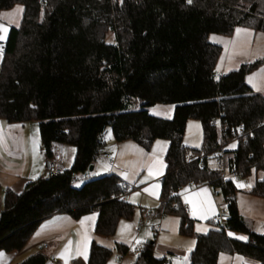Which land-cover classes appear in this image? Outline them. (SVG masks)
<instances>
[{
    "label": "trees",
    "instance_id": "obj_1",
    "mask_svg": "<svg viewBox=\"0 0 264 264\" xmlns=\"http://www.w3.org/2000/svg\"><path fill=\"white\" fill-rule=\"evenodd\" d=\"M23 8L11 28L0 62V119L37 124L44 153L54 144L74 147L70 168L55 177H39L20 193L1 198L0 251L20 252L54 214L73 219L97 212L95 234L111 237L135 207L121 197L126 185L110 172L74 186L71 172L93 166L109 130L115 141L132 140L148 150L167 142L165 172L157 210L179 219V234L193 237L190 264H216L220 253L240 254L264 264V234L252 231L239 213L234 179H222L207 158L187 162L191 153H206L235 139L226 149L227 170L253 178L245 193L264 199V96L246 83L248 72L264 58L220 74L221 46L210 34L231 36L236 28L264 33V0H0V11ZM108 31L114 43H107ZM218 76L215 77V75ZM155 104L172 105L170 118L148 113ZM200 123L202 143L184 145L186 124ZM239 125L243 129L239 130ZM104 137V138H103ZM207 183L225 203L222 223L204 234L180 202L178 189ZM246 235L245 242L227 232ZM127 247L106 248L92 241L88 264H105ZM134 264H166L154 255L153 243L140 246ZM37 253L18 264H46Z\"/></svg>",
    "mask_w": 264,
    "mask_h": 264
},
{
    "label": "crops",
    "instance_id": "obj_2",
    "mask_svg": "<svg viewBox=\"0 0 264 264\" xmlns=\"http://www.w3.org/2000/svg\"><path fill=\"white\" fill-rule=\"evenodd\" d=\"M19 5L11 9L0 11V24L7 28L6 36L0 40V62L2 60L3 45L7 40L11 28L18 27L21 21L22 12L16 11L22 8ZM23 9V8H22ZM222 74V73H221ZM28 123V122H27ZM27 123H6L0 119V201L6 190L14 193L23 191L27 182L32 181L30 177L43 178L47 176V156L42 151V146L37 130ZM156 140L146 150L132 140L117 142L114 140L111 131L105 134V143L102 152L93 164L92 171L96 170L94 178L113 172L121 178L128 189L123 200L135 207L134 215L129 219H121L116 231L111 237H100L95 234L97 212L92 211L73 219L68 214H54L40 224L34 235L31 237L25 248L20 252L0 251V264H18L37 253H43L47 259L54 258L59 264H88V257L92 241L106 248H113L115 244L127 247V253L119 254L115 258L113 254L105 264L114 261L115 264H134L135 256L133 248L141 246L147 241H152L154 255L165 257L166 264H190L189 255L194 248L193 237H185L179 234V219L173 215H163L158 212L159 197L161 192V178L165 172V153L167 142ZM157 142H160L159 144ZM54 144L51 148V152ZM184 145L197 148L199 143ZM63 151L64 170L72 165L75 149L69 145L59 144ZM74 150V151H73ZM114 156L112 165L109 164L107 156ZM153 167V174L149 175V166ZM251 184L250 178L235 179V181ZM158 185V188L156 187ZM239 188V187H238ZM147 189V191H145ZM242 189L241 197L237 199V206L240 215L241 206H248L245 210L247 217L260 219L264 216V199L253 197ZM180 202L184 205L188 216L193 220V230L197 234L207 233L212 227V217L223 210L218 201V195L207 183H191L178 189ZM187 201V202H186ZM193 209L196 215H193ZM1 211V210H0ZM146 215L145 225L148 231L135 232L139 219ZM257 215L260 217L257 218ZM95 217L94 220H86L88 217ZM207 216L208 218H203ZM81 221H84L81 224ZM128 225L130 227H122ZM147 223V224H146ZM157 226L153 231L152 227ZM257 224L253 222L250 229L258 234ZM200 228V231H197ZM227 232V235L229 236ZM230 238L245 242L246 235L231 232ZM87 237V259L80 252L83 251ZM237 237H246L238 239ZM144 239V240H143ZM139 241V243H137ZM46 246V248H44ZM174 256H181L175 259ZM216 264H258L255 261L244 258L240 254L220 253Z\"/></svg>",
    "mask_w": 264,
    "mask_h": 264
},
{
    "label": "rangeland",
    "instance_id": "obj_3",
    "mask_svg": "<svg viewBox=\"0 0 264 264\" xmlns=\"http://www.w3.org/2000/svg\"><path fill=\"white\" fill-rule=\"evenodd\" d=\"M236 29L233 31L231 36L210 34L208 37L211 43L217 44L221 46L222 48V52L220 54V57L216 65L217 73L223 74L231 70H236L240 68V66L243 64H250L257 60H262L264 58V33L253 32L249 29L239 27V29H245L247 30V32H241L239 35H237ZM248 33H250L251 35H249ZM105 41L107 43H114V34L112 31L107 32ZM262 70H264V64L258 67L257 69L248 72L245 76V81L253 89L254 92L260 93L264 96V71ZM254 74H255V77H254L253 82L249 83L247 78L250 76H253ZM253 85H255V87ZM257 88L259 90H257ZM146 109L149 114L158 116L161 118H170L173 112L172 105L155 104V105L148 106ZM27 124L32 126L33 129H35L37 125L35 122H28ZM184 141L186 142V144L187 142H189V144L199 143L197 147L201 146L202 131H201V125L199 122L195 120L188 121V123L186 124ZM162 142H165V141H162ZM231 145H235V143L230 144L228 149L233 148L231 147ZM42 151H43V148H42ZM229 154L230 153L227 152L226 156H228ZM207 165L211 169L217 168V163L212 157L207 159ZM95 172L96 170L88 171L87 172L89 176L88 179L94 178ZM250 180L252 181L253 178H250ZM84 181L85 179L77 178L73 185L76 187H79ZM241 195H242L241 192H238L236 194V202H237V199L239 200ZM218 201L221 203L223 210H224L225 203L221 196H218ZM247 208L248 206L244 207L242 205L241 210H240V212L243 213L241 214V216L244 219L246 225L250 228V225H252L254 222L255 224H257V227H256L258 229L257 231L262 233L264 230V216H261L259 220L253 217L251 219L250 216L247 217L245 215L246 214L245 210ZM0 210H1V201H0ZM259 217L260 216L257 215V218ZM146 229L147 228L144 227L142 231H145V232L148 231Z\"/></svg>",
    "mask_w": 264,
    "mask_h": 264
},
{
    "label": "built area",
    "instance_id": "obj_4",
    "mask_svg": "<svg viewBox=\"0 0 264 264\" xmlns=\"http://www.w3.org/2000/svg\"><path fill=\"white\" fill-rule=\"evenodd\" d=\"M216 76H218V74H216L215 77ZM238 129L239 130L243 129L242 125H239ZM235 142H236L235 139L225 141L222 137V134H220L219 144L216 148H214L213 150L206 152V153H201V154L191 153L187 156V162L195 160V159L202 160L203 158L208 159V158L212 157L217 163V169L220 171V175H221L222 179H228V178H231L234 180L235 179H241L240 173L238 171L227 170V167L225 164L226 163L225 150L228 149L230 144H233ZM107 158H108L109 164L112 165L114 163L115 157L108 155ZM63 163H64L63 151H62L61 147L59 146V144H56L53 147L50 156L47 158V162H46L47 176L46 177H55V176L63 173V171H64ZM70 175H71L74 182L77 178H82V179L88 180V177H89L87 172L82 173V174L71 172ZM127 190L128 189L126 188L125 193L127 192ZM125 193L122 195L121 198L124 197ZM214 195H217L216 192H214ZM146 218H147V216L143 215L139 219V221L136 225V228H135V232L137 234L144 227ZM222 221H223V210L212 217V222H214V223H222ZM152 229H153V231H156L157 226H153ZM44 248H46V246H44ZM133 253H134V256L136 258L139 257V254H140V246L139 245H137L133 248ZM114 257L118 258L119 255L115 254ZM174 258L175 259H181V256H174ZM46 264H59V263L54 258H50V259H47ZM75 264H77V263H75Z\"/></svg>",
    "mask_w": 264,
    "mask_h": 264
},
{
    "label": "snow or ice",
    "instance_id": "obj_5",
    "mask_svg": "<svg viewBox=\"0 0 264 264\" xmlns=\"http://www.w3.org/2000/svg\"><path fill=\"white\" fill-rule=\"evenodd\" d=\"M187 2L188 3H191V0H187ZM16 11L22 12L23 9L22 8H18V9H16ZM6 32H7L6 26L4 24H0V40H2V39L5 38ZM241 32H247V30H245V29H239V28L236 29L237 35H239ZM248 34L251 35L250 33H248ZM262 71H264V70H262ZM254 77H255V74L253 76L248 77L247 78L248 82L249 83H252L253 80H254ZM253 86L255 87V85H253ZM257 90H259V89L257 88ZM0 138H2V129H0ZM157 143L159 144L160 142H157ZM231 147H235V145H231ZM154 166H155L154 164L149 166V175H152L153 174V167ZM30 178L31 179H35V176L30 177ZM233 182L236 183L237 187H239V188H247L249 190L251 189V184L250 183L249 184H244L243 182H237L235 180H233ZM156 187L158 188V185ZM145 191H147V189ZM192 214L193 215H196V210L195 209H193V213ZM203 218H208V217L207 216H203ZM85 219L86 220H94L95 217L93 216V217H88V218H85ZM83 223H84V221H81V224H83ZM122 227H130V226L123 225V222H122ZM200 230H201L200 228H197V231H200ZM228 234H229V236H232L233 235L231 232L228 233ZM237 238L238 239H246V237H237ZM86 240H87V237H85L84 249H83L82 252L79 253V254L83 255L85 257V259H87V244H86ZM137 243H139V241H137ZM110 264H115V262L112 261V262H110Z\"/></svg>",
    "mask_w": 264,
    "mask_h": 264
},
{
    "label": "water",
    "instance_id": "obj_6",
    "mask_svg": "<svg viewBox=\"0 0 264 264\" xmlns=\"http://www.w3.org/2000/svg\"><path fill=\"white\" fill-rule=\"evenodd\" d=\"M92 169H93V166H90L89 167V171H92ZM147 243H151L152 244V241H147Z\"/></svg>",
    "mask_w": 264,
    "mask_h": 264
}]
</instances>
